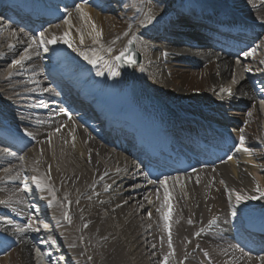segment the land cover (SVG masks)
<instances>
[{"label": "bare ground", "instance_id": "bare-ground-1", "mask_svg": "<svg viewBox=\"0 0 264 264\" xmlns=\"http://www.w3.org/2000/svg\"><path fill=\"white\" fill-rule=\"evenodd\" d=\"M115 1L118 4L110 0H76L85 15L67 10L70 12L64 21L45 22L37 37L32 29L14 33L0 26V33L5 29L0 35V118L21 122L22 130L31 134V141L18 150L22 159L0 150V213L21 220L19 212L27 208L19 182L23 175L27 191L38 189V196L57 220L55 230L33 218L25 234L11 231L6 238L0 237V264H34L37 242V258L41 259L38 264H55L54 257L68 262V254L74 264H147L145 251H149L153 264H264V250L259 257L250 258L226 239L232 232L230 219L238 215L264 222V107L257 104L259 94L248 75L240 86L232 85V59L224 53L159 44L158 32L166 27L160 20L164 11L161 2ZM189 3L202 15L242 8L256 21L264 20L263 11H250L255 0ZM191 18L192 23L198 22L194 16ZM171 28L170 33L178 26L172 24ZM183 32L185 36L190 34L172 33V39H181ZM65 33L71 47L63 42H41ZM262 38L264 50V29ZM37 43L47 49L45 58L54 61L68 57L73 65L67 67L70 74L80 72L78 75L85 78L83 73L88 70L92 77L97 75L94 81H86V88L104 106L116 105L113 109L118 115L128 117L129 113L120 108L130 110L138 132L156 129L168 135L169 129L154 126L152 118L134 113L137 107L132 108L127 98L132 79L173 108L177 122H198L209 129L208 123L216 121L229 134L230 142L239 146L236 159L230 163L223 162V158L211 159L213 168L199 174L148 178L145 184L137 166L111 142L106 146L97 142L65 114L52 120L33 111L43 108L37 97H46L47 93L46 80L40 81L41 68L38 62L32 63V53L40 50L41 44ZM127 48L138 54V61L125 73L115 57ZM82 52L96 62L85 59ZM252 61L239 68L235 78L246 70L257 78L258 69L250 66ZM50 129L56 135L47 139ZM165 180L166 185H162ZM165 187L170 199L165 196ZM237 196L256 199L238 201ZM139 198L142 216L135 211ZM169 203L171 216L165 220ZM141 236L145 237V248ZM56 247L68 254L55 253Z\"/></svg>", "mask_w": 264, "mask_h": 264}, {"label": "snow or ice", "instance_id": "snow-or-ice-1", "mask_svg": "<svg viewBox=\"0 0 264 264\" xmlns=\"http://www.w3.org/2000/svg\"><path fill=\"white\" fill-rule=\"evenodd\" d=\"M75 8H76V11L78 13H80L82 16L85 15L84 12H83V8L82 7H80L79 5H77V6H75ZM66 23H68V21H66ZM93 27L95 28V25H93ZM96 35H97V37H100L101 36V33L100 32H97ZM82 40H83V37H81V41ZM41 42L42 43H48V44H55L57 42H63L64 44H67L69 47L72 46L71 45V41L68 38V34L67 33H65V35L64 36H61V37L52 36L51 39H49L47 41H43L42 40ZM45 51H47L46 48H45ZM254 51H255V49H253V52ZM251 54L252 53H246V55H251ZM81 55H83L85 59H89L91 63H95L96 62L94 59H90L86 53H83L82 52ZM130 62H133L134 63V61H131V60H130ZM113 75H118V73H115L114 72ZM25 135H29L30 136L31 134L30 133H25ZM150 183H154V181H150ZM166 183H167L166 180L165 181H161V184L162 185H166ZM257 190L259 191V188H257ZM165 196H166V198H169L170 199L169 193H168V189L166 187H165ZM261 196H264V193H261ZM242 199H256V197H241V196H237V200L238 201H240ZM168 207H169V212H168V215H166L164 217L165 220H167L171 216V204L170 203H169V206Z\"/></svg>", "mask_w": 264, "mask_h": 264}, {"label": "rangeland", "instance_id": "rangeland-1", "mask_svg": "<svg viewBox=\"0 0 264 264\" xmlns=\"http://www.w3.org/2000/svg\"><path fill=\"white\" fill-rule=\"evenodd\" d=\"M77 5V4H76ZM83 6V5H82ZM72 12H77L76 11V8L74 9V10H72ZM71 12V13H72ZM120 12H125V10H123V9H120ZM101 13H104L103 11H101ZM65 19H63V20H61V21H64ZM56 24V23H55ZM58 24H62L60 21H59V23ZM1 35H3V33H1ZM38 35L36 34V37H37ZM40 44L41 43H37L36 45H39L40 46ZM41 47H42V44H41ZM44 51H45V47H43V50H41V53L40 52H36L35 54H38L39 53V55L41 54V55H44ZM47 53V52H46ZM51 54V53H50ZM41 71V70H40ZM232 74V73H231ZM216 79V78H215ZM216 81H218V79H216ZM252 103V106L254 107V105H256V102L254 101V102H251ZM242 127H246V123H243L242 124ZM50 131V132H49ZM48 132V134L47 135H50V134H53L54 136L56 135L55 134V131L54 130H52V129H50V130H48L47 131ZM52 136V135H51ZM50 137V136H49ZM49 137H47V139L49 138ZM40 140H37V142H39ZM23 156L21 155V158H22ZM20 158V159H21ZM19 166H22L21 165V163H19ZM211 175V174H210ZM140 201H141V198H139V200H138V206H137V209L135 210V211H137V215H139V216H142V214H141V209H142V205H141V203H140ZM155 214L157 215V212H155ZM142 237H143V240H142ZM144 243H143V248H145V246L144 245H146V241H145V237L144 236H141V238H140ZM18 242V241H17ZM16 242V243H17ZM16 243L14 244V246L16 245ZM18 243H21V242H18ZM33 254L35 255L36 254V256H35V260H37V261H35V263L34 264H38L39 262H40V260L41 259H39V258H37V257H39L40 255H39V253H38V251H37V248H33ZM146 252V251H145ZM144 252V254H145V261L147 262V264L149 263V264H153L150 260H151V256H149L150 254L148 253L149 251H147V253H145ZM4 254V253H3ZM3 254H1V255H3ZM37 258V259H36ZM42 258V257H41Z\"/></svg>", "mask_w": 264, "mask_h": 264}, {"label": "water", "instance_id": "water-1", "mask_svg": "<svg viewBox=\"0 0 264 264\" xmlns=\"http://www.w3.org/2000/svg\"><path fill=\"white\" fill-rule=\"evenodd\" d=\"M123 60L125 61L123 64H122V67L125 69L126 72L129 71V69L131 70L130 67H132L133 64H136L137 63V56L132 52V50L130 49V51L128 52V58L125 59L124 57H122ZM121 60V59H120ZM131 61H134L133 62H130Z\"/></svg>", "mask_w": 264, "mask_h": 264}]
</instances>
